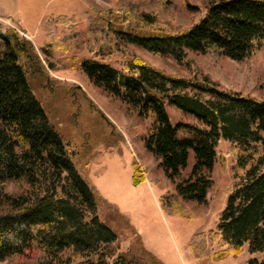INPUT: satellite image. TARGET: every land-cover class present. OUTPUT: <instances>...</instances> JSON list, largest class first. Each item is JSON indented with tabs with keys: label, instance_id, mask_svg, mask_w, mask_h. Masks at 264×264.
Listing matches in <instances>:
<instances>
[{
	"label": "trees",
	"instance_id": "1",
	"mask_svg": "<svg viewBox=\"0 0 264 264\" xmlns=\"http://www.w3.org/2000/svg\"><path fill=\"white\" fill-rule=\"evenodd\" d=\"M87 1L95 17L84 38L71 32L62 41L65 45H45L40 48L44 60L15 34L5 40L0 56V261L163 264L144 248L125 218L116 219L132 229L135 240L118 254L117 236L97 214L98 204L108 206L106 201L82 175L75 153L33 92L30 78L43 77L46 68L55 70L52 53L69 52V44L91 55L79 62L88 85L114 103L129 129L144 125L142 147L152 158L148 171L161 173L166 192L159 203L168 214H178L184 201L208 204L217 145L229 144L231 189L215 227L190 238L191 256L200 260L236 258L245 250L263 253L264 96L224 89L196 68L188 54L250 61L264 45V0H211L186 29L167 28L157 13L142 11V2L111 0L113 7L107 10ZM72 21L44 17L41 25L51 38V31L72 27ZM134 49L170 59L189 76L158 71ZM169 107L190 121L173 123ZM84 166L88 170L89 164ZM143 182L134 162L131 185ZM9 183L15 191L6 193Z\"/></svg>",
	"mask_w": 264,
	"mask_h": 264
},
{
	"label": "rangeland",
	"instance_id": "2",
	"mask_svg": "<svg viewBox=\"0 0 264 264\" xmlns=\"http://www.w3.org/2000/svg\"><path fill=\"white\" fill-rule=\"evenodd\" d=\"M95 5L111 9V0H90ZM142 2V11L157 13V20L172 29L191 27L204 13L211 0H125ZM188 4L190 9H187ZM65 16L72 18V27H56L46 36L41 19ZM95 17L87 0H0V56L5 52L3 37L15 34L18 39L30 42L40 58V48L51 42L62 41L71 32L83 39L86 29ZM108 29L111 23H108ZM71 28V29H70ZM24 29V30H23ZM52 53L50 62L55 70L46 68L41 78L31 79L36 98L47 112L51 122L75 153L74 161L81 173L95 188L107 205L99 203L97 214L102 223L117 236L118 254L127 252L135 236L132 229L116 218H125L137 231L145 248L163 264H255L264 262V252L250 255L245 250L236 258H205L195 260L190 253L189 241L193 234L207 232L215 227L231 189V160L229 144L217 145L218 163L213 171V186L208 193V204L200 206L184 201L178 214H168L160 207L161 195L166 192L159 170H150L141 162L143 149L141 136L144 125L138 129L128 127L124 114L99 90L91 88L79 68V62L90 59L85 51ZM137 56L150 66L167 75L188 77L189 74L170 59H159L148 52L134 49ZM193 65L224 89L260 99L264 96V45L250 61L234 62L212 56L188 54ZM109 64H113L110 61ZM173 123L184 119L174 108L167 109ZM136 163L143 178L147 175L153 183L135 188L130 183L132 164ZM132 163V164H131ZM193 163L189 156V167ZM89 164L88 170L84 165ZM147 164V163H146ZM151 174V175H150ZM151 178V179H150ZM158 185V186H157ZM15 191L13 184L5 187L6 193ZM216 246L212 252H217ZM0 264H13L0 261Z\"/></svg>",
	"mask_w": 264,
	"mask_h": 264
},
{
	"label": "crops",
	"instance_id": "3",
	"mask_svg": "<svg viewBox=\"0 0 264 264\" xmlns=\"http://www.w3.org/2000/svg\"><path fill=\"white\" fill-rule=\"evenodd\" d=\"M42 20V19H41ZM40 24H41V21H40ZM24 30V29H23ZM141 156V162L145 163L144 165H148L151 161V156L149 154H147L144 150H142L139 154ZM147 163V164H146ZM132 164V163H131ZM151 175V174H150ZM131 176H132V170H131V175H130V183H131ZM151 179V178H150ZM153 183V180H149L147 175L144 177V182H143V185H147L148 187L150 186V184ZM142 185H139L138 187H140ZM158 186V185H157ZM138 187H135V188H138ZM160 196H161V191H160ZM136 231V230H135ZM136 234L138 235L137 231H136ZM139 236V235H138ZM140 237V236H139ZM141 239V238H140ZM142 241V240H141ZM143 244V243H142ZM144 246V244H143ZM145 248V246H144ZM146 249V248H145ZM147 250V249H146ZM148 251V250H147Z\"/></svg>",
	"mask_w": 264,
	"mask_h": 264
},
{
	"label": "water",
	"instance_id": "4",
	"mask_svg": "<svg viewBox=\"0 0 264 264\" xmlns=\"http://www.w3.org/2000/svg\"><path fill=\"white\" fill-rule=\"evenodd\" d=\"M108 27H109V26H108ZM0 36H2V35H0ZM3 39L6 40L7 38H6V37H3Z\"/></svg>",
	"mask_w": 264,
	"mask_h": 264
}]
</instances>
